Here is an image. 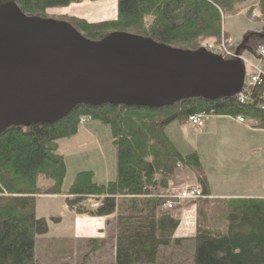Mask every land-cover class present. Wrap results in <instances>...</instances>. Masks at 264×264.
<instances>
[{
    "label": "trees",
    "instance_id": "16d2710c",
    "mask_svg": "<svg viewBox=\"0 0 264 264\" xmlns=\"http://www.w3.org/2000/svg\"><path fill=\"white\" fill-rule=\"evenodd\" d=\"M82 1L101 0H0V7L14 4L26 16L46 18L48 10ZM247 1L117 0L114 19L90 23L72 17L65 22L91 41L121 32L195 51L205 48L207 40L217 43L225 17L239 14ZM254 11L264 33V0L247 9V15ZM261 45L264 38L252 36L240 56L261 61L256 57ZM244 96L242 103L237 97L188 99L158 109L80 105L55 123L6 130L0 135V264H38L35 240L47 234L49 222H58L36 216L38 195H63L76 215H115L114 255L107 264H264V199L229 201L223 231L197 221L191 239L174 238L180 225L175 216L178 206L164 208L172 193L168 182L180 167L196 174L203 196L208 192L197 155H181L166 137L165 128L212 112L220 117H243L251 128L264 130V79L259 86L248 87ZM81 118L109 129L115 178L98 184L92 171H81L64 192L66 163L57 153L58 142L78 134ZM93 204L97 207L91 209ZM106 243L86 241L82 264L104 251Z\"/></svg>",
    "mask_w": 264,
    "mask_h": 264
},
{
    "label": "water",
    "instance_id": "95a60500",
    "mask_svg": "<svg viewBox=\"0 0 264 264\" xmlns=\"http://www.w3.org/2000/svg\"><path fill=\"white\" fill-rule=\"evenodd\" d=\"M204 48H172L114 32L99 41L69 23L0 7V135L12 127L55 123L77 106L158 109L188 99L238 96L245 67Z\"/></svg>",
    "mask_w": 264,
    "mask_h": 264
},
{
    "label": "crops",
    "instance_id": "0c3cea01",
    "mask_svg": "<svg viewBox=\"0 0 264 264\" xmlns=\"http://www.w3.org/2000/svg\"><path fill=\"white\" fill-rule=\"evenodd\" d=\"M258 2L259 0H248L242 6L240 14L256 6ZM223 26L224 24L223 33L230 36ZM261 28V24L250 29L244 27L238 35L251 31L258 33ZM173 124H178L179 127H171ZM82 130L83 135H86L85 130L89 135L95 133L97 127H85ZM164 133L181 155H197L208 191L203 199L178 205L175 216L180 225L174 233V238H193L197 221L205 222L211 228L222 232L227 226L224 212L229 201L264 199V130L239 124L235 118L214 116L207 118L202 128L192 127L188 122H175L167 126ZM114 178L115 171L113 175L106 176V180L100 184ZM69 185L63 188L64 192ZM184 186L200 187L196 174L188 168L180 167L169 180L168 190L176 191ZM35 214L38 218L46 220L58 219L56 223L49 222L47 234L35 240L34 259L38 264H41L40 257L37 256L40 244L39 248L45 254V261L46 257H49L48 262L54 264L63 261L70 251H76V248L84 249L88 240L107 241L102 250L105 248L113 259L115 215L102 218L76 215L66 206L63 195L36 196Z\"/></svg>",
    "mask_w": 264,
    "mask_h": 264
},
{
    "label": "rangeland",
    "instance_id": "374dc122",
    "mask_svg": "<svg viewBox=\"0 0 264 264\" xmlns=\"http://www.w3.org/2000/svg\"><path fill=\"white\" fill-rule=\"evenodd\" d=\"M116 8H117V0H101L97 2L82 1L81 3H73L72 5L66 8H56V9L48 10L46 11L45 17L47 19H54L59 21H66L67 19L76 17L78 19H84L90 23L91 22L95 23V22L114 19L116 16ZM240 12L238 16L236 15V17L235 16L225 17L223 22L224 24L223 27H225V30L228 31L231 36L230 37L227 35V39L233 42L235 46L241 44L243 41L242 39L248 36L249 34L255 33L252 31L245 32L243 35L239 36L238 34L244 27L250 29L252 27L258 26V24H261L260 22L257 21L259 17L257 13L254 14L253 12L252 15L248 16L247 10H245L243 14L242 13L240 14ZM262 30L263 29L261 28V31L258 33L264 34L262 33ZM224 34L225 33H221V35ZM207 41H205L203 45L206 46L211 42V41L210 42ZM261 47L264 48V46L262 45L259 46V48ZM259 48L256 49L257 51L256 57H258ZM242 57L246 59L247 62L250 61L253 64H256L258 62V61H254L255 59L253 60L252 57L247 54L243 55ZM246 70L248 71V68H246ZM210 117H214V115L212 116L208 115L207 118ZM207 118H205V120ZM245 124H247L248 126L250 125V123L246 120H245ZM85 127H97V130L95 133L90 131L92 133H90L89 135H87V130H85L86 135H83L82 129H84ZM171 127H179V125L173 124V126ZM79 130L80 133H78L77 136H74L68 140H61L58 142L57 153L64 157L66 163V176L64 179L63 188H65L66 185L70 184L73 176L76 173L81 171H92L95 176L94 181L98 184L103 183L106 180V176L113 175L115 171V151L110 143L111 138H110L109 129L99 125L98 123H93L87 118L85 119L81 118L79 123ZM40 245L38 246L37 249L38 252L37 256L40 257L39 261L41 262V264H52L48 262L49 257H46L47 260L45 261L44 259L45 254H43L41 248H39ZM87 249L88 248L86 245L84 249L83 248L82 250L80 249L81 251L79 250V248L78 249L76 248V251L74 249V251L72 250L68 254H66V256L63 258V261L54 262V264H60V263L81 264L82 255L87 251ZM56 260L57 259H53V261ZM110 261H111V255L108 252H106V250H104L101 253H97L94 256H92L91 259H89V261L87 262L85 261V264H102V263L107 264Z\"/></svg>",
    "mask_w": 264,
    "mask_h": 264
},
{
    "label": "built area",
    "instance_id": "2783aa9c",
    "mask_svg": "<svg viewBox=\"0 0 264 264\" xmlns=\"http://www.w3.org/2000/svg\"><path fill=\"white\" fill-rule=\"evenodd\" d=\"M221 35L219 41L217 43L207 44L205 49L213 53L215 55L220 56L225 60H233L236 58L235 55V44L227 39V36ZM258 57H260L261 61H258L256 64L252 62H247L242 56H238L241 60L242 64L245 67V80L244 86L241 93L236 96L239 101L242 103L245 101L244 93L247 91L248 87H255L259 86L262 80L264 79V64H262V59L264 58V48L261 47L258 49ZM248 68V71L246 70ZM264 111V105L261 107ZM208 115L212 116L213 113L210 112L209 114H198L188 118V123H190L195 128H200L204 124L205 118ZM236 122L239 124H245V120L243 117H236ZM204 196L201 193L199 187L196 186H184L181 189L176 191H172L165 200L164 208L167 210H172L175 206L181 205L184 202H192L203 199ZM97 204H93L91 209L96 208Z\"/></svg>",
    "mask_w": 264,
    "mask_h": 264
}]
</instances>
